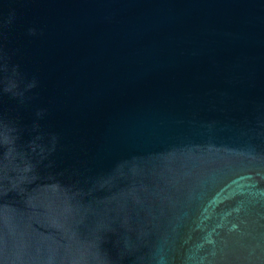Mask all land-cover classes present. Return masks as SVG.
Returning <instances> with one entry per match:
<instances>
[{
	"label": "water",
	"instance_id": "1",
	"mask_svg": "<svg viewBox=\"0 0 264 264\" xmlns=\"http://www.w3.org/2000/svg\"><path fill=\"white\" fill-rule=\"evenodd\" d=\"M0 264H264V0H0Z\"/></svg>",
	"mask_w": 264,
	"mask_h": 264
}]
</instances>
